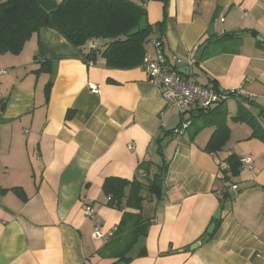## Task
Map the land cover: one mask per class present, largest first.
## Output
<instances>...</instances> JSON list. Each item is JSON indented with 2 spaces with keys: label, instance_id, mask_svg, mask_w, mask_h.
<instances>
[{
  "label": "crops",
  "instance_id": "0c3cea01",
  "mask_svg": "<svg viewBox=\"0 0 264 264\" xmlns=\"http://www.w3.org/2000/svg\"><path fill=\"white\" fill-rule=\"evenodd\" d=\"M131 1L145 8L149 24L164 19L166 52L193 54L198 84L240 87L248 96L225 101L227 140L208 152L215 126L170 134L181 117L139 66L110 69L99 54L86 64L57 32L41 28L19 54L0 53V264H111L98 254L104 243L91 238L94 223L113 230L123 211H134L110 208L104 182H145L144 168L149 179L164 171L160 195L143 201L146 236L130 261L116 264H264V51L243 38L236 53L200 59L208 36L255 31L264 38V0ZM231 155L250 156L253 170L232 179L236 195L220 208L219 193L231 183L218 166Z\"/></svg>",
  "mask_w": 264,
  "mask_h": 264
},
{
  "label": "trees",
  "instance_id": "16d2710c",
  "mask_svg": "<svg viewBox=\"0 0 264 264\" xmlns=\"http://www.w3.org/2000/svg\"><path fill=\"white\" fill-rule=\"evenodd\" d=\"M41 28L57 32L77 50L86 64H93L99 54L105 61V67L128 70L139 66L146 46L155 35L162 41L164 19L159 23L149 24L145 8L131 0H0V53L19 54L24 44ZM250 33L254 39L258 36L255 31ZM238 35L232 33L217 38L208 36L202 44L200 59L221 53H236L241 42ZM119 36L126 39L115 41ZM255 45L264 51V42L255 40ZM40 70L48 71L49 64H44ZM51 84V81L46 84V94ZM193 112L195 115L190 116V128L196 127L193 129L196 133L204 127L215 126L217 130L206 149L208 152L219 151L228 136L224 124L225 102L207 111ZM259 115L264 117V111L261 110ZM236 120L240 118L236 117ZM253 127L255 132L259 131L255 124ZM260 138L264 140L263 133ZM226 163L228 169L220 175L221 180L228 184L232 178L237 177L241 169L239 157L235 155L229 156ZM140 168L143 169L141 166ZM161 170L162 168L149 179L144 168L146 177L141 179L145 182L137 179L129 182L118 178L105 180L103 190L109 198L107 205L119 211H134L122 212L113 237L98 251L100 256L113 259L111 264L130 261L131 252L146 236L150 222L142 217L140 211L148 196L159 197L164 175ZM14 191L19 194L18 190ZM231 200L232 193L225 187L218 196L219 207L224 208ZM213 222L217 226L220 219ZM208 236L211 237L212 234ZM141 249L138 255L145 254L144 249Z\"/></svg>",
  "mask_w": 264,
  "mask_h": 264
},
{
  "label": "built area",
  "instance_id": "2783aa9c",
  "mask_svg": "<svg viewBox=\"0 0 264 264\" xmlns=\"http://www.w3.org/2000/svg\"><path fill=\"white\" fill-rule=\"evenodd\" d=\"M196 1L200 2L202 0ZM149 45L152 48V52L145 51L139 68L146 75L148 83L159 89L160 97L165 107L176 110L181 117L179 125L171 130L170 134L180 135L188 130L190 127V116L194 110L207 111L225 102L228 98L248 97L240 87L223 92L218 91L214 87L198 84L190 74V70L194 65L193 54L189 58H183L173 52H166L162 41L157 38H152L149 41ZM195 50L196 48L192 51L194 52ZM182 66L189 68L187 75L179 72L178 69ZM5 73V70H0V75ZM90 90L93 94H99L97 86L90 85ZM128 148H131V146H128ZM239 163L241 170H253V161L250 156H239ZM218 168L221 173L228 169V165L223 162ZM139 175L141 178L146 177L145 173L142 172ZM232 179L228 189L230 193H234L238 189ZM84 214L90 219L95 218V211L90 205L84 207ZM115 228L104 231L101 223L95 221L91 238L106 244L113 237Z\"/></svg>",
  "mask_w": 264,
  "mask_h": 264
},
{
  "label": "water",
  "instance_id": "95a60500",
  "mask_svg": "<svg viewBox=\"0 0 264 264\" xmlns=\"http://www.w3.org/2000/svg\"><path fill=\"white\" fill-rule=\"evenodd\" d=\"M249 37H251V34H249V33H244V34H239L238 35V38H240V39L249 38ZM125 39H126L125 37L119 36V37L115 38V41H124ZM255 40L257 42H260V43H263L264 42V38H262L259 35L255 37ZM178 70H179L180 73H182L184 75H187L188 72H189V68H187V67H185V68H179ZM235 195H236L235 193H232V198H234ZM220 214H221V209L218 208L215 211L214 215H213V219L214 220L220 219ZM214 228H215V223L210 224V226L206 230V234L207 235H211L213 233V231H214ZM198 245H199L198 242L195 243V244H193V245H191L190 246V250L196 249L198 247Z\"/></svg>",
  "mask_w": 264,
  "mask_h": 264
},
{
  "label": "rangeland",
  "instance_id": "374dc122",
  "mask_svg": "<svg viewBox=\"0 0 264 264\" xmlns=\"http://www.w3.org/2000/svg\"><path fill=\"white\" fill-rule=\"evenodd\" d=\"M249 40H254V39H253L252 37H249ZM99 244H101V243H99ZM99 244H98V245H99Z\"/></svg>",
  "mask_w": 264,
  "mask_h": 264
}]
</instances>
